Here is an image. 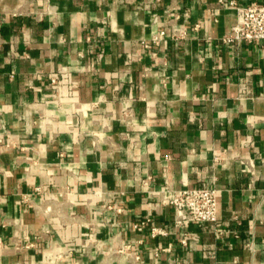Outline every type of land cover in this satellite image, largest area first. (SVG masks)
Returning <instances> with one entry per match:
<instances>
[{
	"label": "crops",
	"instance_id": "crops-1",
	"mask_svg": "<svg viewBox=\"0 0 264 264\" xmlns=\"http://www.w3.org/2000/svg\"><path fill=\"white\" fill-rule=\"evenodd\" d=\"M235 21L0 0V264H264V39L222 41ZM200 185L216 221L176 225L172 191Z\"/></svg>",
	"mask_w": 264,
	"mask_h": 264
},
{
	"label": "built area",
	"instance_id": "built-area-1",
	"mask_svg": "<svg viewBox=\"0 0 264 264\" xmlns=\"http://www.w3.org/2000/svg\"><path fill=\"white\" fill-rule=\"evenodd\" d=\"M226 6L231 7L236 14V21L228 32L222 37V41L230 43L235 41L257 42L264 39V4L251 2L241 5L236 0H220ZM164 29L160 28L148 39H141L143 46L157 45L162 40ZM180 32L179 35H182ZM50 82L57 87V78L52 75ZM168 203L174 209V223L185 226L191 222H215L216 221V189L212 186H194L175 189L168 198ZM144 222L135 225L140 228ZM150 233H162L160 230L150 228Z\"/></svg>",
	"mask_w": 264,
	"mask_h": 264
}]
</instances>
